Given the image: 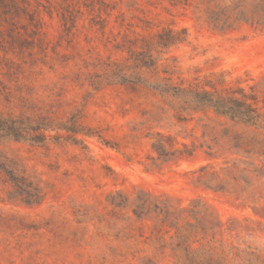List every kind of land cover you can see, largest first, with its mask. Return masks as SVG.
<instances>
[{"label": "rangeland", "instance_id": "374dc122", "mask_svg": "<svg viewBox=\"0 0 264 264\" xmlns=\"http://www.w3.org/2000/svg\"><path fill=\"white\" fill-rule=\"evenodd\" d=\"M27 1L39 38L28 17L0 18V113L31 114L22 98L54 106L62 122L80 110L92 135H76L78 144L0 140V152L47 192L39 205L12 202L0 178V264H264V131L211 110L179 117L143 86L94 90L79 80L97 59L117 57L105 46L111 28L172 27L188 32L162 62L176 66V82L253 88L262 106L260 0ZM220 11L231 20L242 12L247 22L216 29L211 17ZM95 18L107 20V36L91 28ZM158 134L173 140L163 157Z\"/></svg>", "mask_w": 264, "mask_h": 264}, {"label": "trees", "instance_id": "16d2710c", "mask_svg": "<svg viewBox=\"0 0 264 264\" xmlns=\"http://www.w3.org/2000/svg\"><path fill=\"white\" fill-rule=\"evenodd\" d=\"M177 1V0H176ZM187 5H192L195 0H178ZM202 2H198L200 5ZM102 6L108 5L99 1ZM27 0H0V18H29L31 34L34 37L41 36L40 22L37 12L30 13ZM199 6H196L198 9ZM258 7L264 13V0H260ZM211 21L216 29L227 31L233 29L236 22L246 21L241 12L231 20L230 16H223L222 12H216ZM66 22H72V18H63ZM144 29H149L151 22L141 20ZM259 23V22H257ZM260 24V23H259ZM109 23L106 19L95 18L91 20V28L98 30L107 36L106 30ZM264 25V23H263ZM74 27V26H73ZM120 29L125 27V20L119 23ZM125 31L114 33L113 28L105 39V46L117 55L106 59L99 58L93 63L94 72L80 73L79 80L82 85L87 83L94 90L109 84H127L143 86L165 98L176 110L179 117L186 112L213 111L216 115L229 118L239 124L264 131V100L260 106V100L251 88L248 92L245 88L227 85L219 82V85L207 81L204 86L199 84L186 85L183 80L176 82V66L165 64L169 59H164L169 50L187 41L186 29L175 30L172 27H163L157 31L139 33L132 31L133 24L128 23ZM173 62H175L173 60ZM220 87V88H218ZM26 112L18 116L14 114L0 113V140H13L16 142H28L33 145H44L49 140L56 143L63 141L75 144L81 143L75 136L79 134L91 136V129L81 123L82 112H76L66 121L54 119L52 106L46 110V106L29 99H21ZM57 132L54 136H48L49 132ZM65 131L67 135L59 132ZM154 149L159 156H166L167 144H172V138L161 134ZM183 154L181 151L174 153ZM192 155V152H188ZM0 178L3 183L9 184L12 190L8 193V199L12 202L22 203L28 206L41 204L46 195V187L43 181L34 174H28L25 166L18 160H10L0 152Z\"/></svg>", "mask_w": 264, "mask_h": 264}]
</instances>
